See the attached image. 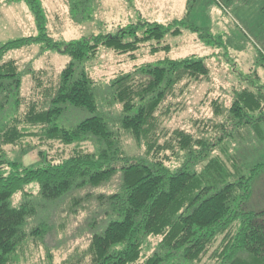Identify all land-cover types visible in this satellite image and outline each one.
Instances as JSON below:
<instances>
[{
	"label": "trees",
	"instance_id": "trees-1",
	"mask_svg": "<svg viewBox=\"0 0 264 264\" xmlns=\"http://www.w3.org/2000/svg\"><path fill=\"white\" fill-rule=\"evenodd\" d=\"M25 1L38 33L0 44V264L15 262L25 241L44 238L56 226L44 220L27 226L43 201L57 200L79 187L110 184L118 172V189L97 195L100 204L109 206L106 213L112 218L107 223L101 219L104 227L87 246L73 250L58 264H197L210 249L208 258L215 264H264V209L247 207L264 161L239 173L214 153L222 134L211 139L204 132L194 134L184 128L169 131L160 121L161 105L181 81L209 76L205 58L194 53L167 55L105 82L96 81L88 69L100 45L132 54L147 41L154 50L159 48L155 43L161 45L169 31L199 28L184 19L169 24L138 20L115 31L59 40L47 31L41 1ZM90 1L71 0L73 20L93 11ZM35 42L67 53L70 61L51 86L49 102L30 99L26 104L23 77L31 73L37 81L42 71L31 65L23 70L17 59L5 56L11 49ZM160 48L168 49L169 44ZM236 92L229 108L234 129L247 125L245 129L252 127L263 139L264 89L244 87ZM70 113L81 119L66 126ZM125 133L145 146L143 153L126 151ZM38 135L77 147L58 162L48 160L42 149L33 164L10 157L6 146H19L22 156L38 145L27 138ZM86 142L94 149L81 147ZM172 158L179 162L169 164ZM33 185L38 187L36 194L27 189ZM18 192L23 196L15 204L13 195ZM96 222L89 225L97 226Z\"/></svg>",
	"mask_w": 264,
	"mask_h": 264
},
{
	"label": "rangeland",
	"instance_id": "rangeland-1",
	"mask_svg": "<svg viewBox=\"0 0 264 264\" xmlns=\"http://www.w3.org/2000/svg\"><path fill=\"white\" fill-rule=\"evenodd\" d=\"M40 1L46 9L47 31L59 40L115 31L119 25L138 20L169 24L176 19H184L198 27V30L182 27L178 33L169 31L161 45L155 43L159 47L155 50L150 45L151 41L144 42L132 54L100 45L96 56L88 62V69L96 81L105 82L134 69L136 65L167 55L174 58L193 53L203 56L210 69L209 76L181 81L158 111L161 124L169 131L184 128L194 134L204 132L211 139L222 134L223 139L220 145L215 146L214 153L224 157L230 167L239 169V173L264 161V138H259L252 127L245 129L247 125L234 129L233 115L229 111L237 95L236 90L244 87L264 89V0H193L190 8L189 0H91L93 11L83 13L78 21L73 20L70 14L71 0ZM38 31L28 2L0 0V44L13 38L36 35ZM165 44H169V48L161 49L160 46ZM9 58L17 59L23 70L31 65L42 71L37 81L31 73L23 77L22 94L26 104L30 99L37 102L47 99L49 102L47 94L52 91L51 86L58 83L62 68L70 61L67 53L46 47L43 42L11 49L5 56V59ZM218 110L221 114H217ZM79 119L70 113L64 122L66 126H72ZM261 127L264 134V121ZM123 136L128 153L144 152L145 146H139L130 134ZM27 139L38 145L22 156L18 154L19 146L8 145L6 149L11 158H21L25 163L33 164L39 161L42 149L48 160L58 162L77 147L65 146L59 140H43L39 135ZM81 147L94 149L90 142ZM178 162L172 158L169 164ZM119 182L120 172L115 174L110 184L79 187L57 200L43 201L37 213L27 221V226L34 227L42 220L56 223V226L44 238L25 241L19 247L20 255L12 264H58L73 250L87 246L91 236L104 227L101 219L107 223L112 218L110 213H106L109 206L100 204L97 195L118 189ZM33 186L27 189L36 194L38 187ZM22 196V192L14 194L13 203L21 201ZM75 200L79 202L74 204ZM247 207L264 209V173L254 179ZM96 219V223L101 220L98 225L90 226V222ZM151 240L156 243L157 238ZM211 251L197 264H215L214 259L208 258Z\"/></svg>",
	"mask_w": 264,
	"mask_h": 264
},
{
	"label": "crops",
	"instance_id": "crops-1",
	"mask_svg": "<svg viewBox=\"0 0 264 264\" xmlns=\"http://www.w3.org/2000/svg\"><path fill=\"white\" fill-rule=\"evenodd\" d=\"M263 171H264V168L259 172V174L264 173ZM259 174H258V175H259ZM258 175H257V176H258ZM257 176H256V177H257ZM256 177H255V178H256Z\"/></svg>",
	"mask_w": 264,
	"mask_h": 264
}]
</instances>
